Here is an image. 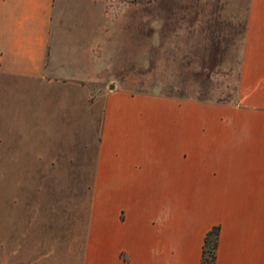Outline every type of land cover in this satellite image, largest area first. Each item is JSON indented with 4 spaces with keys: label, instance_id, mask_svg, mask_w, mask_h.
I'll return each mask as SVG.
<instances>
[{
    "label": "crops",
    "instance_id": "crops-1",
    "mask_svg": "<svg viewBox=\"0 0 264 264\" xmlns=\"http://www.w3.org/2000/svg\"><path fill=\"white\" fill-rule=\"evenodd\" d=\"M65 13L0 0V77L89 75ZM215 225L216 264H264V0H249L235 102L107 96L79 264H200ZM0 264L67 263L6 245Z\"/></svg>",
    "mask_w": 264,
    "mask_h": 264
},
{
    "label": "rangeland",
    "instance_id": "rangeland-1",
    "mask_svg": "<svg viewBox=\"0 0 264 264\" xmlns=\"http://www.w3.org/2000/svg\"><path fill=\"white\" fill-rule=\"evenodd\" d=\"M57 3L60 25L83 32L71 48L90 55L74 73L89 75L0 77V254L79 264L107 96L235 102L249 0Z\"/></svg>",
    "mask_w": 264,
    "mask_h": 264
},
{
    "label": "trees",
    "instance_id": "trees-1",
    "mask_svg": "<svg viewBox=\"0 0 264 264\" xmlns=\"http://www.w3.org/2000/svg\"><path fill=\"white\" fill-rule=\"evenodd\" d=\"M219 231V226L215 225L206 232L200 264H216Z\"/></svg>",
    "mask_w": 264,
    "mask_h": 264
},
{
    "label": "water",
    "instance_id": "water-1",
    "mask_svg": "<svg viewBox=\"0 0 264 264\" xmlns=\"http://www.w3.org/2000/svg\"><path fill=\"white\" fill-rule=\"evenodd\" d=\"M111 87H113V86L111 85Z\"/></svg>",
    "mask_w": 264,
    "mask_h": 264
}]
</instances>
